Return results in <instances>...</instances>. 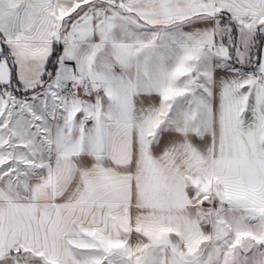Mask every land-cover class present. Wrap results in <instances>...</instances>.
Masks as SVG:
<instances>
[{"label":"snow or ice","instance_id":"1","mask_svg":"<svg viewBox=\"0 0 264 264\" xmlns=\"http://www.w3.org/2000/svg\"><path fill=\"white\" fill-rule=\"evenodd\" d=\"M0 264H264V0H0Z\"/></svg>","mask_w":264,"mask_h":264}]
</instances>
